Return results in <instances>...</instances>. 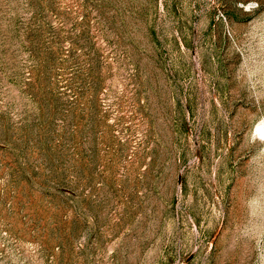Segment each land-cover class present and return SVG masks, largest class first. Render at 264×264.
<instances>
[{"label": "rangeland", "instance_id": "1", "mask_svg": "<svg viewBox=\"0 0 264 264\" xmlns=\"http://www.w3.org/2000/svg\"><path fill=\"white\" fill-rule=\"evenodd\" d=\"M264 0H0V264H264Z\"/></svg>", "mask_w": 264, "mask_h": 264}, {"label": "bare ground", "instance_id": "2", "mask_svg": "<svg viewBox=\"0 0 264 264\" xmlns=\"http://www.w3.org/2000/svg\"><path fill=\"white\" fill-rule=\"evenodd\" d=\"M259 132L264 134V123L259 127Z\"/></svg>", "mask_w": 264, "mask_h": 264}]
</instances>
